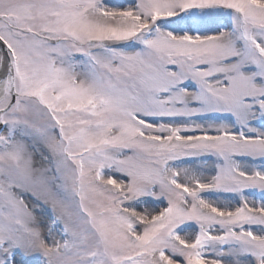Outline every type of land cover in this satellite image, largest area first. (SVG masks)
Wrapping results in <instances>:
<instances>
[{
	"label": "snow or ice",
	"instance_id": "snow-or-ice-1",
	"mask_svg": "<svg viewBox=\"0 0 264 264\" xmlns=\"http://www.w3.org/2000/svg\"><path fill=\"white\" fill-rule=\"evenodd\" d=\"M0 264H264V0H0Z\"/></svg>",
	"mask_w": 264,
	"mask_h": 264
}]
</instances>
